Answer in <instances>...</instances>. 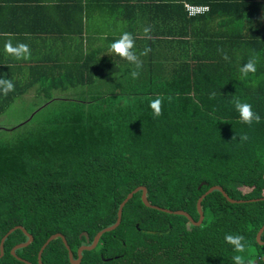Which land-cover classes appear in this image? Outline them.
Instances as JSON below:
<instances>
[{"label":"trees","instance_id":"1","mask_svg":"<svg viewBox=\"0 0 264 264\" xmlns=\"http://www.w3.org/2000/svg\"><path fill=\"white\" fill-rule=\"evenodd\" d=\"M90 60L88 54L80 61L81 72L49 71L35 79L46 98L28 121L35 124L0 139V239L22 225L33 240L16 254L37 264L42 244L60 232L76 258L79 246L116 221L119 204L135 187H146L151 204L185 210L197 220V199L220 185L231 198L256 200L231 203L214 190L201 201L204 218L197 226L183 215L147 207L139 190L123 206L119 225L82 251L79 264H234L235 255L245 264H264V244L256 240L264 224V81L225 74L219 59L180 61L162 73L148 60L139 69L131 63L125 82L98 90L90 100L55 97V90L105 76L97 65L90 69ZM32 84L13 82L7 95L0 85V115ZM157 97L160 116L149 107ZM236 99L252 106L259 123L241 121ZM53 101L63 103L39 118ZM83 231L89 242L79 237ZM226 235H242L245 251L236 252ZM26 240L22 230L12 231L0 264H26L10 253ZM41 260L71 264L59 237L47 244Z\"/></svg>","mask_w":264,"mask_h":264},{"label":"crops","instance_id":"2","mask_svg":"<svg viewBox=\"0 0 264 264\" xmlns=\"http://www.w3.org/2000/svg\"><path fill=\"white\" fill-rule=\"evenodd\" d=\"M187 2L208 5L209 10L189 16ZM145 27L150 28L147 34ZM123 32L132 34L139 62L147 66L152 60L156 73L172 72L176 63L201 57L219 59L225 74L241 75L244 59H264V0H0V79L12 84L33 81L11 104L20 97L43 95L35 79L49 71L81 72L80 61L88 54L90 69L97 65L105 76L70 90L87 101L98 90L116 89L126 81L131 63L110 52L109 46ZM8 42L13 47L28 45V58L9 54ZM145 48L151 51L141 55ZM248 75L256 83L264 81V62L256 63V72ZM36 85V92H29ZM57 91L55 97L66 99Z\"/></svg>","mask_w":264,"mask_h":264},{"label":"clouds","instance_id":"3","mask_svg":"<svg viewBox=\"0 0 264 264\" xmlns=\"http://www.w3.org/2000/svg\"><path fill=\"white\" fill-rule=\"evenodd\" d=\"M145 34L150 32L149 27L144 28ZM135 42L132 34L130 32H123L118 40H115L109 46V51L118 55L122 59L129 61L130 63H134L136 68L139 69L141 67V63L138 60L137 55L132 51L134 48ZM6 51L9 54L14 55L17 59L23 58L27 59L30 55V50L28 45L20 43L16 47H13L11 42H8L5 45ZM151 51L149 48H145L141 55H147V53ZM223 59L227 60V54L223 55ZM256 63L257 60L255 58H251L245 63L241 68L240 72L243 76H247L249 73L256 72ZM131 76L135 79L138 78L139 72L133 71ZM0 85H4V94L7 95L8 92L14 90V86L10 80H2L0 79ZM171 100V97H169ZM162 99L157 97L150 101L149 107L153 110L154 116H160L162 114L161 111ZM235 109L239 112L240 119L243 123L251 124L253 120L259 123L260 117L258 114L253 113L252 106L247 102H241L239 99L234 101ZM241 140H246L247 136L243 135L240 137ZM244 237L242 235H226L225 241L234 246V250L236 252H244L245 245L242 243ZM234 264H245L244 257L241 255L233 256Z\"/></svg>","mask_w":264,"mask_h":264},{"label":"water","instance_id":"4","mask_svg":"<svg viewBox=\"0 0 264 264\" xmlns=\"http://www.w3.org/2000/svg\"><path fill=\"white\" fill-rule=\"evenodd\" d=\"M141 190V200L142 202L147 206V207H150V208H154V209H157V210H160V211H163V212H166V213H170V214H175V215H183L185 216L190 223H192L193 225H200L203 221V218H204V214H203V211H202V207H201V201L202 199L209 193H211L212 191L214 190H218L222 193V195L231 203H236V202H244V201H254L256 199H234V198H231L226 192L225 190L222 188V186L220 185H213V186H210L203 194L200 195V197L197 199V202H196V209H197V212H198V219L197 220H194L193 217L188 213L186 212L185 210H182V209H176V210H170L168 208H164V207H160V206H157V205H153L151 204L147 197H146V187L145 186H137L135 187L132 191H130L126 197L121 201V203L119 204V207H118V210H117V217H116V221L112 224V225H109L103 229H101L100 231H98L92 241L89 243V244H83L81 246L78 247L77 249V257L74 258L73 257V252L72 250L70 249L67 241H66V238L65 236L60 233V232H57V233H54V234H51L46 240L45 242L42 244V246L40 247L39 251H38V255H37V264H43L42 263V260H41V255H42V252L44 250V248L47 246V244L54 240L55 238L59 237L61 238L63 244L65 245L66 249H67V253H68V258H69V261L71 264H79L81 262V259H82V251L84 250H92L98 243V240L100 238V236L104 233V232H108V231H112L113 229H115L120 221H121V215H122V209H123V206L125 205V203L132 198L133 194L136 193L137 191ZM264 199V198H262ZM15 229H20L23 231V233L27 236V240L24 241V242H20V243H17L15 244L11 250H10V253L15 256L18 260L26 263V264H33L31 263L30 261L18 256L16 254V250L19 249V248H23L25 246H27L32 240H33V236L27 232V230L22 226V225H16L12 228H10L0 239V258L3 256L4 254V241L6 239V237L12 232L14 231ZM264 230V224L262 225V227L259 229V231L257 232L256 234V240L261 243V244H264V241H262L260 239V236H261V233L263 232ZM81 236H85L86 238V241L89 242V236H88V233L86 231H83L82 233H80L79 237ZM263 260H264V256H263Z\"/></svg>","mask_w":264,"mask_h":264},{"label":"rangeland","instance_id":"5","mask_svg":"<svg viewBox=\"0 0 264 264\" xmlns=\"http://www.w3.org/2000/svg\"><path fill=\"white\" fill-rule=\"evenodd\" d=\"M36 87H33L29 90V92H36ZM27 92V91H26ZM28 92V93H29ZM59 93L58 97H61V94H64L63 96H67L65 98H77L86 100L84 96H75L76 94L75 90H69L65 92L57 91ZM35 101V103H34ZM46 101V98L43 97V95L39 96L36 95V98L32 99L27 96L20 97L17 99L13 104H11L5 114L0 117V139H11L15 138L17 135L20 134L22 131H26L27 128L29 129L31 127L30 124H35V121H32L28 123L30 120V117L33 114V110L36 109L38 106H41ZM29 102L28 106L23 105L24 103ZM63 103V101H53L49 105L44 106L40 110L39 118H42L45 114L48 113V111L58 108V104L60 105ZM27 121V122H25ZM15 127V128H14Z\"/></svg>","mask_w":264,"mask_h":264},{"label":"built area","instance_id":"6","mask_svg":"<svg viewBox=\"0 0 264 264\" xmlns=\"http://www.w3.org/2000/svg\"><path fill=\"white\" fill-rule=\"evenodd\" d=\"M208 9H209L208 5L185 3V10L187 15L189 16L205 13L206 11H208Z\"/></svg>","mask_w":264,"mask_h":264}]
</instances>
